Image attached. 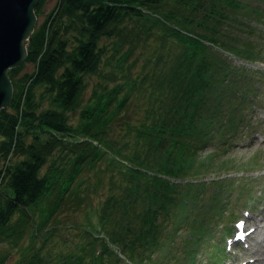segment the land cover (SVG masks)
Wrapping results in <instances>:
<instances>
[{"label": "trees", "instance_id": "1", "mask_svg": "<svg viewBox=\"0 0 264 264\" xmlns=\"http://www.w3.org/2000/svg\"><path fill=\"white\" fill-rule=\"evenodd\" d=\"M248 2L55 0L8 71L0 264L10 252L12 264H167L175 249L172 264H194L220 250L209 237L226 178L203 181L195 150L233 136L252 101L249 70L227 58L254 57L228 34L263 12ZM91 74L103 82L88 95ZM85 202L82 222L59 217Z\"/></svg>", "mask_w": 264, "mask_h": 264}, {"label": "rangeland", "instance_id": "2", "mask_svg": "<svg viewBox=\"0 0 264 264\" xmlns=\"http://www.w3.org/2000/svg\"><path fill=\"white\" fill-rule=\"evenodd\" d=\"M249 4H254L255 0H247ZM55 4V0H46L43 6V14L37 18L36 25L39 24L44 16L50 12ZM264 7V2L257 3ZM243 24L236 30H228V34H234L238 39L236 45L238 47L249 46L254 52V57L250 61H243L238 58H228L229 64L239 69L247 71L251 79L255 81V90L251 95V103L247 109L242 112V123L234 132V135L225 140L222 145L212 143L200 144L195 150L197 156H207L203 160L204 173H201V179L209 181L211 177L226 178V192L223 197L226 200V209L217 216L212 224L214 231L209 237V244L213 246L220 245L219 237L222 236L223 230L229 227L230 221L240 215L242 208L250 209L259 217L260 228L252 235L250 248L243 250L242 248L236 253L240 260L253 258L249 264H264V10L257 16H242ZM105 58V57H104ZM103 58V60H104ZM135 58L132 56L131 60ZM101 73L107 72L110 67L100 64ZM31 66L25 65L24 71H30ZM137 71L138 69H134ZM257 70L258 72L254 71ZM87 83L88 95L91 94V89L95 88L96 84L103 82L96 74H91L85 77ZM70 119L73 124L78 121L76 113L70 114ZM1 167V162H0ZM247 170V172L239 171ZM212 185L206 184L205 194L210 191ZM203 192V193H204ZM95 197V196H94ZM89 200L87 203H90ZM86 202L78 208H67L63 216H59L62 221L82 222L83 209ZM92 206H96V200L91 202ZM218 229V230H217ZM218 231V232H217ZM66 233V232H62ZM179 237V236H178ZM178 242L175 243V248L178 247ZM205 244H202V248ZM249 245V244H248ZM208 247V246H207ZM10 248L5 244H0V253H6ZM176 250V259L179 256V249ZM118 254V252H116ZM211 259L205 258L202 252L196 253L194 264H223L226 257L221 252L214 253ZM6 262L3 264H12L16 254L7 253ZM217 257V258H216ZM231 259L230 257H228ZM168 261L167 264H172L178 260ZM181 264H185L184 262Z\"/></svg>", "mask_w": 264, "mask_h": 264}, {"label": "water", "instance_id": "3", "mask_svg": "<svg viewBox=\"0 0 264 264\" xmlns=\"http://www.w3.org/2000/svg\"><path fill=\"white\" fill-rule=\"evenodd\" d=\"M39 1L0 0V112L9 107L13 96L8 71L20 67L27 58Z\"/></svg>", "mask_w": 264, "mask_h": 264}]
</instances>
